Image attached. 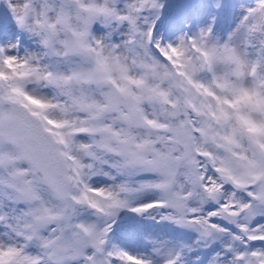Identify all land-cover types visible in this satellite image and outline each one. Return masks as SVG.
<instances>
[{
  "label": "snow or ice",
  "instance_id": "6c2138e0",
  "mask_svg": "<svg viewBox=\"0 0 264 264\" xmlns=\"http://www.w3.org/2000/svg\"><path fill=\"white\" fill-rule=\"evenodd\" d=\"M0 264H264V0H0Z\"/></svg>",
  "mask_w": 264,
  "mask_h": 264
}]
</instances>
